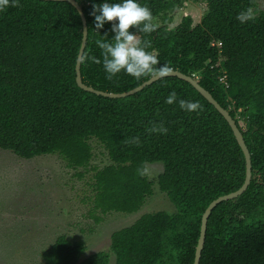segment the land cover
<instances>
[{
	"label": "trees",
	"instance_id": "obj_1",
	"mask_svg": "<svg viewBox=\"0 0 264 264\" xmlns=\"http://www.w3.org/2000/svg\"><path fill=\"white\" fill-rule=\"evenodd\" d=\"M77 1L87 20L82 81L123 92L152 76L137 79L121 71L106 78L102 63L91 58L102 60L96 41L110 39L112 22L96 32L89 14L94 0ZM186 1L140 0L156 28L137 36L150 42L156 69L163 65L193 76L229 111L252 165L247 189L213 208L199 264H264V9L257 0H192L206 4L200 20L187 14L170 27ZM245 9L255 18L240 23L236 14ZM81 38L80 15L68 1L9 0L0 8V148L25 159L53 153L68 167L87 168L90 140L96 139L110 160L92 167V209L103 214L139 210L153 191L146 164L160 161L157 184L176 212L144 213L111 233L109 250L87 256L84 241L60 234L42 253L44 264H109L111 254L113 264H193L205 208L245 178L244 154L231 127L176 76L124 97L83 90L75 80ZM173 91L177 99L197 101L198 112L165 103ZM160 124L166 133L151 131ZM133 137L139 144L129 142Z\"/></svg>",
	"mask_w": 264,
	"mask_h": 264
},
{
	"label": "rangeland",
	"instance_id": "obj_2",
	"mask_svg": "<svg viewBox=\"0 0 264 264\" xmlns=\"http://www.w3.org/2000/svg\"><path fill=\"white\" fill-rule=\"evenodd\" d=\"M257 6L264 9V0H257ZM206 9L204 2L186 1L169 26H176L187 14L196 23ZM155 23L161 22L155 19ZM90 142V165L76 169L53 153L25 159L0 148V264H44L42 253L60 234L84 241V256L109 250L111 233L132 224L142 214L176 212L157 184V176L163 170L160 161L146 164L147 177L154 182L153 191L139 210L106 214L94 211L92 167H103L110 160L96 139ZM96 216L101 220L97 221ZM113 262L111 254L109 264Z\"/></svg>",
	"mask_w": 264,
	"mask_h": 264
},
{
	"label": "clouds",
	"instance_id": "obj_3",
	"mask_svg": "<svg viewBox=\"0 0 264 264\" xmlns=\"http://www.w3.org/2000/svg\"><path fill=\"white\" fill-rule=\"evenodd\" d=\"M8 3L9 0H0V8L7 6ZM89 14L93 16V28L96 32L103 28L106 22H112L109 26L112 32L110 39L96 41L97 47L101 50L102 60L91 58L97 63H102L106 78L111 79L121 71L137 79L145 75L162 77L170 74V69L163 65L156 69L159 61L157 55L148 50L150 42L137 36L138 32L150 33L156 28L151 22L152 12L146 4L140 3V0H99L98 3L94 0ZM254 18L255 14L251 9L236 14V19L240 23ZM130 26L133 29L131 31ZM102 36H108L107 30ZM174 101L180 109L188 112H198L201 107L197 101L177 99L174 91L169 92L165 103L172 104ZM151 131L164 134L167 128L160 124ZM129 142L139 144L140 141L138 137H133Z\"/></svg>",
	"mask_w": 264,
	"mask_h": 264
},
{
	"label": "water",
	"instance_id": "obj_4",
	"mask_svg": "<svg viewBox=\"0 0 264 264\" xmlns=\"http://www.w3.org/2000/svg\"><path fill=\"white\" fill-rule=\"evenodd\" d=\"M53 1H68L77 9V11L80 15V18H81L82 38H81V44L79 47V51H78L77 59H76V64H75V80H76L77 85L80 88H82L83 90L93 92L95 94L107 96V97H113V98L124 97V96L131 95V94H134V93L140 91L145 86L150 85L151 83H153L157 79L161 78V77L150 76L147 80L143 81L139 85H137V86H135L129 90L123 91V92L103 91V90L96 89V88L89 86L86 83H84L82 81V77H81V61H82V56H83L84 48H85L86 41H87V20H86L85 14L83 12V8L78 3L77 0H53ZM166 76H176L182 80L189 82L203 97H205L208 100L209 103H211L216 108V110L225 118V120L228 122L229 126L231 127L233 135H234L237 143L239 144V146H240V148L244 154V158H245V178H244V181L241 184V186L234 191L220 195L217 198L213 199L207 205L204 212L202 213L200 231H199L197 244L195 247L194 260H193V264H199L200 258H201V252H202V249L204 247V242H205L208 218H209L213 208L216 205H218L222 201L230 200V199H233V198L240 196L247 189V187L251 181V166H252L251 165V155H250V151L246 145V142L244 140L243 134H242L240 128L238 127L233 116L229 113V111L226 108H224L213 97V95L206 88H204L197 81L196 78H194L191 75L185 74V73H183L177 69H170V74H168ZM162 77H164V76H162Z\"/></svg>",
	"mask_w": 264,
	"mask_h": 264
}]
</instances>
